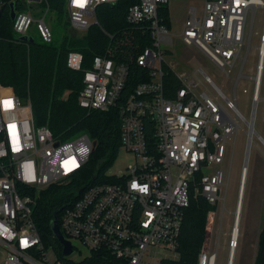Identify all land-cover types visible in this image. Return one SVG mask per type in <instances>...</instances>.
I'll return each mask as SVG.
<instances>
[{"label":"built area","instance_id":"built-area-1","mask_svg":"<svg viewBox=\"0 0 264 264\" xmlns=\"http://www.w3.org/2000/svg\"><path fill=\"white\" fill-rule=\"evenodd\" d=\"M15 1L19 7L14 8L11 21L17 42L23 43L19 41L23 36L33 39L30 30L34 26L39 41L49 43L52 33L48 0ZM117 1L64 0L71 30L84 34L97 24L96 8ZM168 1L137 0L126 12V21L137 25L145 36L133 62L144 72L123 101L131 66L119 57L115 36L108 35L107 53L94 56L87 68H83L85 59L81 52L71 50L66 54L67 68L83 74L79 107L107 111L116 106L119 149L131 154L135 161L123 173L111 174L107 170L103 175L111 181L71 189L66 207L58 213L60 232L72 247L67 257L61 246L57 251L43 242L34 214L43 192L54 185L70 184L79 176L93 152L94 142L86 134L62 141L63 137L53 135L47 126L36 127L30 101H22L9 89L0 88L3 264H78L94 259L103 264H141L147 254L153 259L159 255L151 264H161L170 259L167 253L176 254L183 214L191 202L201 196L209 205H216L225 181L220 166L228 146L233 149L240 123L249 127L253 122L238 111L235 94L228 98L206 74L204 83L187 82L177 76L181 87L174 97L164 96V67H171L166 61L169 51L162 46H170L172 38L158 10ZM3 5L0 0V10ZM259 8L264 11V1L204 0L201 9L189 8L177 37L185 46L199 49L227 76L250 44L254 14ZM248 16L251 21L247 32ZM258 41L256 75L262 73L264 65V14ZM256 75L253 103L258 101ZM201 86H209L212 92L201 90ZM145 119L152 125L149 137L143 129ZM257 138L262 142L258 135ZM242 186L241 181L239 196ZM214 216V211L207 215L208 232ZM74 241L85 249V256ZM236 247L237 237L232 230L226 264H231ZM215 263L216 252L204 242L196 264Z\"/></svg>","mask_w":264,"mask_h":264},{"label":"trees","instance_id":"trees-1","mask_svg":"<svg viewBox=\"0 0 264 264\" xmlns=\"http://www.w3.org/2000/svg\"><path fill=\"white\" fill-rule=\"evenodd\" d=\"M0 10V88L9 89L22 101H30L33 122L36 127L47 126L56 137H68L83 132L94 142V149L79 176L70 184L49 187L38 200L34 214L35 223L43 242L60 250L50 227L53 213L66 207V199L74 187L87 188L101 181H111L104 173L116 160L119 148V112L112 107L107 111H87L78 105L82 89V72L72 71L66 66V54L76 50L83 54V68L90 65L94 56L105 55L109 44L108 35L119 41V57L130 64V78L122 98L132 92L143 69L134 66L139 53L140 40L145 39L141 29L126 21L128 8L137 0H118L114 4H102L96 8L97 24L90 26L84 34H75L68 26L64 0H48V19L63 33L59 43L53 38L49 43L35 41L33 44L17 42L12 32L10 4L18 9L15 0H2ZM161 22L169 28L168 5L158 10ZM60 33V35H61ZM144 37V38H143ZM122 40V41H121ZM121 41V42H120ZM163 94L174 97L181 82L174 71L164 67ZM143 129L147 136L152 134V125L144 120ZM81 189V190H82ZM215 211L201 196L191 202L184 211L178 236L176 259H165L161 264H196L197 256L206 240V219ZM58 214V218H59ZM78 264H103L84 260ZM253 264H264V226L257 240Z\"/></svg>","mask_w":264,"mask_h":264},{"label":"rangeland","instance_id":"rangeland-1","mask_svg":"<svg viewBox=\"0 0 264 264\" xmlns=\"http://www.w3.org/2000/svg\"><path fill=\"white\" fill-rule=\"evenodd\" d=\"M20 1L18 0L19 3ZM203 2L204 0H169L168 10L171 23L169 34L172 38V44L170 46L163 45L162 48L169 51L170 55L166 57V61L177 76L184 78L187 82L204 83L203 79L206 74L228 98L232 99L233 94H235L238 111L249 122H253L251 130L245 123H240L233 149L232 145L228 146L225 161L220 166L225 173V181L220 189L219 200L214 206L215 216L209 226L210 231H206L205 240L210 250L216 252L215 264H226L228 240L234 225L236 206L237 212H239L236 225L237 248L231 264H253L258 235L264 226V144L257 138L258 135L264 141V100L262 99L264 98V65L259 92L260 101L255 104L251 101L254 85L252 78L256 73L258 38L262 31L264 11L261 8L255 11L250 44L243 49L241 54L243 62L242 59H238L226 76V73L217 68L199 49L194 46H185L177 37L180 31V22L184 17L183 12L191 6L201 9ZM48 21L53 38L59 43L63 35L62 30L59 29V26L52 24L50 19ZM250 21L251 16H248L247 32ZM30 33L35 41H39L34 26L31 27ZM242 63L244 65L241 69L240 65ZM239 73L240 78H238ZM205 89L212 92L209 86H201V90ZM242 90H247V93H243ZM81 135H83V132L75 133L63 137L62 141H70ZM134 163V157L131 154L124 149H119L116 160L107 172L111 174L123 173L128 165ZM243 167H245L244 181L239 196ZM73 244L81 250L82 256H85V249L75 241ZM76 257L79 258V256ZM159 257L158 255L153 259L147 254L141 264H151L157 261ZM167 257L176 259L177 255L170 252L167 253ZM3 262V251L0 248V264H3Z\"/></svg>","mask_w":264,"mask_h":264},{"label":"water","instance_id":"water-1","mask_svg":"<svg viewBox=\"0 0 264 264\" xmlns=\"http://www.w3.org/2000/svg\"><path fill=\"white\" fill-rule=\"evenodd\" d=\"M10 19L13 20L14 18V4L11 3L10 4ZM19 41L23 42V43H27V44H33L34 43V40L30 37H26V36H23V37H20L19 38ZM249 135V138H250V134ZM58 213L59 211H55L53 213V219L50 223V227H51V231H52V235L54 237V239L58 242V244L62 247V254L64 257H67L71 254V251H72V247H71V244L70 242L66 241L64 239V237L62 236L61 232H60V229H59V226H58Z\"/></svg>","mask_w":264,"mask_h":264},{"label":"crops","instance_id":"crops-1","mask_svg":"<svg viewBox=\"0 0 264 264\" xmlns=\"http://www.w3.org/2000/svg\"><path fill=\"white\" fill-rule=\"evenodd\" d=\"M169 2V1H168ZM168 5V4H167ZM191 7H194V6H191ZM191 7H189V8H191ZM189 8H187L184 12H183V14H184V17H183V19L181 20V22H180V27H179V29H180V31H181V28H182V25H183V22L185 21V19L187 18V15H188V10H189ZM168 12H169V10H168ZM169 21H170V15H169ZM170 27H171V23H170V26H169V28L168 29H170ZM180 31H179V33H180ZM261 75H262V73L260 74V76H259V78H258V80H259V89H258V101H260V97H259V92H260V84H261ZM252 80H253V78H252ZM263 100H264V98H262ZM255 104V103H254ZM253 115H254V110H253ZM253 115H252V117H253ZM262 139V138H261ZM262 142H263V144H264V141H263V139H262ZM215 212V211H214ZM234 217H235V224L237 223V215L235 216V214H234ZM236 229H237V227H236ZM236 236H237V231H236ZM218 247V246H217ZM227 248H228V246H227ZM237 248V247H236ZM235 252V251H234ZM227 256H228V254H227ZM233 256H234V253H233Z\"/></svg>","mask_w":264,"mask_h":264},{"label":"bare ground","instance_id":"bare-ground-1","mask_svg":"<svg viewBox=\"0 0 264 264\" xmlns=\"http://www.w3.org/2000/svg\"><path fill=\"white\" fill-rule=\"evenodd\" d=\"M263 52H264V49H263ZM256 75V74H255ZM257 77H255V79H257L258 80V78H259V76H260V74H257L256 75ZM257 99H259V98H257ZM249 127H250V130H251V128H252V124H249ZM250 134V133H249ZM244 172H245V169H244V171H243V174H242V177H241V180L240 181H242V183H243V181H244ZM241 190H242V188H241ZM235 216L236 215H238L239 214V212H237V208H236V211H235ZM234 219H235V217H234ZM236 225H237V223L235 224V220H234V225H233V236L234 237H237L236 236V231H237V229H236Z\"/></svg>","mask_w":264,"mask_h":264},{"label":"snow or ice","instance_id":"snow-or-ice-1","mask_svg":"<svg viewBox=\"0 0 264 264\" xmlns=\"http://www.w3.org/2000/svg\"><path fill=\"white\" fill-rule=\"evenodd\" d=\"M6 103L10 104V101L9 102H6Z\"/></svg>","mask_w":264,"mask_h":264}]
</instances>
